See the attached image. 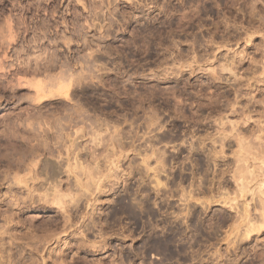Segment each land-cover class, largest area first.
I'll return each instance as SVG.
<instances>
[{
  "label": "rangeland",
  "instance_id": "374dc122",
  "mask_svg": "<svg viewBox=\"0 0 264 264\" xmlns=\"http://www.w3.org/2000/svg\"><path fill=\"white\" fill-rule=\"evenodd\" d=\"M0 37V264H264V229L245 239L236 212L259 207L239 195L235 166L236 137L264 149V0H0ZM60 74H72V100L34 101L32 85L48 92ZM64 115L72 135L83 126L70 164L101 163L102 181L115 173L60 206L12 161L26 121ZM55 149L33 160L65 167Z\"/></svg>",
  "mask_w": 264,
  "mask_h": 264
},
{
  "label": "bare ground",
  "instance_id": "6f19581e",
  "mask_svg": "<svg viewBox=\"0 0 264 264\" xmlns=\"http://www.w3.org/2000/svg\"><path fill=\"white\" fill-rule=\"evenodd\" d=\"M24 31V30H23ZM26 31V30H25ZM11 31H8L7 33H8V35H10L11 36ZM9 36V37H10ZM9 37L7 38V39H9ZM0 38H2V37H0ZM12 38V37H11ZM2 43V42H1ZM1 49H2V47H1ZM3 59V58H2ZM97 60V58H95L94 57V60ZM54 60V59H53ZM95 60V61H96ZM99 60V59H98ZM4 61V60H3ZM50 61V60H49ZM52 62V61H51ZM54 62V61H53ZM55 63V62H54ZM53 63V64H54ZM52 64V63H51ZM50 64V65H51ZM49 65V66H50ZM2 66V65H1ZM68 66V65H67ZM3 67V66H2ZM52 67V66H51ZM55 67V66H54ZM2 69V68H1ZM23 70V69H22ZM24 70H25V68H24ZM67 70V69H66ZM7 72V71H6ZM26 72V71H25ZM35 72V71H34ZM8 73V72H7ZM59 73V72H58ZM63 74V73H62ZM65 74H67L66 73V71H65ZM72 75V74H71ZM70 75V76H71ZM83 75V74H82ZM82 75H81V77H82ZM2 76V75H1ZM69 76V75H68ZM70 76L69 77H64V75H55V76H52V77H47L48 79H47V82H48V84L51 86V87H54L56 90H54V88H50V90L47 92L46 90H45V87H46V85H44L43 86V80H40L39 82L38 81H36L35 83L36 84H33V83H31V82H29L30 83V86L32 85V87H34V86H36V87H34V89H36V92H35V94H36V96L34 97V101L36 100L39 104H43L45 101H47V99H49L50 97H60L61 99L62 98H64V100H65V98L68 100V101H71L72 99H70V93H69V88H70V85H72L71 83L73 82V80H71L72 78H70ZM74 76V75H73ZM77 76V75H76ZM75 76V77H76ZM84 76V75H83ZM88 76V75H87ZM81 77L80 76H77L76 78H73V79H75L74 81H75V83L77 82V83H80V79H81ZM85 78V77H84ZM91 78V77H90ZM83 79V78H82ZM110 79V78H109ZM43 83H42V82ZM19 82V81H18ZM17 82V83H18ZM47 82L45 81V83L47 84ZM104 82V81H103ZM102 82V83H103ZM29 83H26V84H28V86H29ZM74 83V82H73ZM115 83H117V82H115ZM11 84V83H10ZM25 84V83H24ZM105 84V83H104ZM19 84H17V86H18ZM83 85V84H82ZM23 86V85H22ZM48 86V85H47ZM80 86V85H79ZM82 87V86H81ZM47 88V87H46ZM49 88V87H48ZM48 88H47V90H48ZM85 88V87H84ZM84 88H82V90L84 89ZM6 89V88H5ZM11 89V88H10ZM54 91H53V90ZM81 89V88H80ZM93 89V88H92ZM52 90V91H51ZM94 90V89H93ZM84 91V90H83ZM85 92H86V90H85ZM84 92V93H85ZM94 92V91H93ZM82 93V92H81ZM51 99V98H50ZM53 99V98H52ZM81 99H83V95H81ZM83 100H85V99H83ZM262 100V99H261ZM264 100V99H263ZM63 101V100H62ZM87 101V100H86ZM36 102V103H37ZM47 103H48V101H47ZM46 104V103H45ZM44 105V104H43ZM47 105V104H46ZM83 105V104H82ZM82 105H80L79 104V106H80V109H82V110H84V107L82 106ZM45 106V105H44ZM43 106V107H44ZM78 106V107H79ZM35 107V106H34ZM36 107H38L39 108V106L37 105ZM42 107V106H41ZM93 107V106H92ZM77 108V107H76ZM89 108V107H88ZM95 108V107H94ZM68 109V108H67ZM66 109V110H67ZM80 109H74L75 110V112H74V114H78L79 112H81V110ZM64 110H65V108H64ZM70 110H71V108H70ZM73 110V111H74ZM33 111V110H32ZM37 111H39V110H37ZM61 111H63V110H61ZM30 112V111H29ZM41 112V111H40ZM33 113V112H32ZM35 111H34V113L32 114V116L34 115V116H36L37 115V113H36V115H35ZM70 113V112H69ZM84 113H85V111H84ZM87 113V112H86ZM42 114H43V112H42ZM63 114V113H62ZM61 114V115H62ZM71 114V113H70ZM70 114H68V115H70ZM30 115V114H29ZM68 115H64V116H66L67 118H68ZM73 115V114H72ZM82 115H83V113H82ZM81 115V116H82ZM39 116H41L40 114H39ZM75 116V115H74ZM73 116V117H74ZM79 116V115H78ZM78 116H76V117H78ZM85 116V115H84ZM88 116V115H87ZM30 117V116H29ZM28 117V118H29ZM36 117H38V115L36 116ZM59 117V116H58ZM63 117V116H62ZM38 118H40V117H38ZM55 118V117H54ZM57 118V117H56ZM55 118V119H56ZM75 118V117H74ZM88 118H90V116L88 117ZM51 120V122H53V123H51V125L48 123V125L47 126H45L47 123H43V121H42V123L41 122H39V123H37V121H38V119L35 121L36 123H34V124H36V125H34L32 122L34 121V119H33V121H32V118L30 119L31 121V124H28V122L26 121L25 122V124L23 125V130L24 129H26L25 130V132H28L29 133V135L26 137V138H24V136L22 137H20L19 138V142H15L14 143V145H13V149H17V148H19L20 150L22 149L23 151H20V153L21 154H19V156H18V158H16V156L14 157V158H16V159H14L12 162L14 163V165L16 166L15 168L19 171H29L28 173H32V176H30V181H32L31 182V184L34 182V190L36 189V190H39V189H41V190H44V193H43V195L41 194V196H42V198L40 197V201H41V199H43L44 197H52L51 199H53V201L54 202H56L55 204L57 205V204H60V206H62L61 205V203H63V198L65 199L66 197L68 198V199H70L71 200V202H72V200L76 197H72L71 195H70V191H72V189L73 188H75L76 187V189H77V191H80L81 193H83V192H87V191H91L92 193H93V189L95 190L96 189V191H101L102 189L101 188H103V187H101V181H102V179L100 178V177H93V172L95 171V173H96V171L100 168L101 169V167H99V166H101L99 163H97V164H95V166H94V168H93V171L92 172H90V170H88L87 169V167H86V165L84 166V164L81 162V157H80V159L81 160H79L78 159V157H77V155L76 156H73V157H75L74 159H75V161H74V164L73 163H71L70 164V162L69 161H72L70 158H71V156L72 155H74L75 154V152H74V150L76 149V151H78V149H77V147H78V145H77V143H76V139L78 138L76 135L77 134H80L81 133V128L83 127H81V128H78V129H80V131H78V129H76V131H74V135H72L73 133L71 132L72 131V129H71V131H70V127L72 126V123L74 122L73 121V118H72V116H69V118H68V120H67V124L65 125V124H62V122H61V120H59L58 118L56 119V120ZM64 119V118H63ZM79 119V118H78ZM83 119H84V117H83ZM94 119V118H93ZM92 119V120H93ZM95 119H96V117H95ZM94 119V120H95ZM43 120V119H42ZM81 120H82V118H81ZM65 121V120H64ZM79 121H80V119H79ZM88 121V120H87ZM98 121V120H97ZM99 121H101L102 122V125H103V122L104 121H106V120H102V119H100ZM98 121V122H99ZM44 122H46V121H44ZM66 122V121H65ZM81 122H83V120L81 121ZM24 123V122H23ZM64 123V122H63ZM75 123V122H74ZM78 123V122H77ZM90 123V122H89ZM94 123V122H93ZM80 124V123H79ZM84 124V123H83ZM86 124V123H85ZM220 124H222V123H220ZM50 125V126H49ZM75 125H76V123H75ZM101 125V124H100ZM101 125V126H102ZM106 125H108V124H106ZM120 125V124H119ZM148 125V124H147ZM151 125V124H150ZM236 125V124H235ZM78 126V125H77ZM77 126L75 127V128H77ZM89 126V125H88ZM93 126H94V124H93ZM97 126V125H96ZM95 126V127H96ZM104 126V125H103ZM103 126H102V129H103ZM110 126V125H109ZM221 126V125H220ZM233 126V125H232ZM256 126H258V125H256ZM15 127V126H14ZM13 127V128H14ZM100 127V126H99ZM106 127V126H105ZM104 127V128H105ZM116 127V126H115ZM223 127V126H222ZM12 128V127H11ZM17 128H18V126H17ZM74 128V129H75ZM89 128H91V126L89 127ZM101 128V127H100ZM99 128V129H100ZM261 128H263V127H261V126H259V130H258V132H262V131H264V129H261ZM73 129V130H74ZM93 129V128H92ZM106 129V128H105ZM115 129H117V128H115ZM22 130V131H23ZM84 130H86V129H84ZM89 130V129H88ZM120 130V129H119ZM221 130V129H220ZM233 130V129H232ZM13 131H14V129H13ZM19 131V130H18ZM87 131V130H86ZM103 131V130H102ZM118 131V130H117ZM238 131V130H237ZM24 132V133H25ZM79 132V133H78ZM90 132V131H89ZM95 132H97V130L95 131ZM114 132V131H113ZM116 132V131H115ZM114 132V133H115ZM127 132V131H126ZM12 133H14V132H12ZM88 133V132H87ZM91 133V132H90ZM102 133H104V132H102ZM122 133V132H121ZM120 133V134H121ZM23 134V133H22ZM99 134V133H98ZM223 134V133H222ZM257 134V133H256ZM255 134V135H256ZM12 135H14V134H12ZM81 135V134H80ZM83 135V134H82ZM85 135V134H84ZM87 135V134H86ZM86 135H85V137H86ZM92 135V134H91ZM102 135V134H101ZM115 135V134H114ZM118 135V134H117ZM123 135V134H122ZM254 135V136H255ZM52 136V137H51ZM76 137V139H73L72 137ZM79 136V135H78ZM98 135L96 134V137H97ZM126 136V135H125ZM221 136V135H220ZM83 138H84V136H82ZM116 137V135L114 136V138ZM163 137H166V136H164L163 135ZM225 137H227V136H225ZM224 137V138H225ZM82 138V139H83ZM91 138H93L92 136H91ZM99 138V137H98ZM102 138H103V136H102ZM101 138V139H102ZM113 138V137H112ZM121 138V137H120ZM119 138V139H120ZM126 138V137H125ZM223 135L221 136V138H220V140L222 141L223 139ZM237 138V142H238V146L240 147V152H237V154H238V156H235L236 157V159H237V165H235L236 166V176L238 177V181H237V187H239V195H244L245 196V194L246 193H249L252 197H256L257 198V203H255V205L253 206V210L255 209V206H256V204L258 205V207H259V210H258V212H255V211H253V213L255 212V213H257L256 215V217H254L255 215H253V214H251L253 217H251V215H250V212L252 211H250L249 210V208L251 209L252 207H250L251 205H250V203H247L246 205L244 204V205H242L243 206V208L241 209L242 211L240 212L239 211V209L237 210V206H235L234 208L237 210L236 212L237 213H239L238 215H240L238 218L240 219V224H244V228L246 227V229H245V233H244V235H245V239H246V237H248V235L249 234H252V233H256V232H258L259 233V231H261V230H263L264 229V156L262 155H259L260 153H264L263 152V148H261V149H263V150H261V149H259L258 150V152L259 153H256V150H255V152L253 151H251L252 150V148L250 149V145H249V143H247L246 142V140L245 139H243V138H241L240 137V139H238V137H236ZM256 138H258V137H256ZM260 138V137H259ZM54 139V142L52 143V140ZM79 139H80V137H79ZM122 139V138H121ZM168 139V138H167ZM36 141V143H32L31 144V141ZM95 140H96V138H95ZM105 140V139H104ZM103 140V141H104ZM164 140V139H163ZM15 141V140H14ZM78 141V140H77ZM93 141H94V139H93ZM93 141H92V143H93ZM96 141H98V140H96ZM99 141H100V139H99ZM102 141V140H101ZM100 141V142H101ZM113 141V140H112ZM120 141V140H119ZM160 141H162V140H160ZM165 141V140H164ZM9 142V141H8ZM121 142H123V141H121ZM94 143H96L95 141H94ZM112 143H114V142H112ZM117 143V142H116ZM97 144V143H96ZM101 144V143H100ZM123 144V143H122ZM99 145V144H98ZM8 146V145H7ZM54 146H56V147H54ZM103 146V145H102ZM105 146V145H104ZM259 146H261L260 144H259ZM258 146V147H259ZM80 147V146H79ZM78 147V148H79ZM99 147V146H98ZM107 147V146H106ZM116 147V146H115ZM119 147V146H118ZM122 147V146H121ZM263 147V146H262ZM55 148H58V150H62V151H64L63 150V148H65V152H66V157H65V160H63L64 159V157H61V158H63L62 159V163H63V161H65V163H66V165H65V167H63L64 166V164H61V162H57V164H55V163H52V162H49V161H47V160H42V161H40L39 160V162H38V160L37 161H34L33 160V158H37L39 155H37V153L38 152H40V151H42V152H45L44 154H49V156H52V153H53V151H55L56 149ZM54 149V150H53ZM83 149V148H82ZM112 149V148H111ZM122 149V148H121ZM85 150V149H84ZM105 150V149H104ZM109 150V149H108ZM123 150V149H122ZM238 150V151H239ZM261 150V151H260ZM83 151V150H82ZM16 152V151H15ZM57 152V151H56ZM65 152H63V153H65ZM80 152V151H79ZM113 152V151H112ZM111 152V153H112ZM121 152V151H120ZM19 153V152H18ZM78 153V152H77ZM83 154V152H80V154ZM86 153H89V152H86ZM96 153V152H95ZM109 153H110V151H109ZM154 153V152H153ZM16 154H17V152H16ZM15 154V155H16ZM39 154V153H38ZM40 154H41V152H40ZM54 154V153H53ZM56 154H58V153H56ZM61 153H59L58 155H60ZM82 154H81V156H82ZM85 154V153H84ZM94 154V153H93ZM236 154V155H237ZM12 155H14V154H12ZM43 155V154H42ZM63 155V154H62ZM79 155V154H78ZM89 155V154H88ZM95 155V154H94ZM96 155H98V154H96ZM116 155V154H115ZM48 156V155H47ZM54 156V155H53ZM93 156V155H92ZM107 156V155H106ZM109 156V155H108ZM112 156V155H111ZM55 157H57V155L55 156ZM99 157H101V156H99ZM113 157V156H112ZM120 158V157H119ZM146 158H147V155H146ZM145 158V159H146ZM2 159V158H1ZM70 159V160H69ZM88 159V158H87ZM96 159V158H95ZM107 159V158H106ZM143 160L142 162L145 164L146 163V160ZM160 159H161V157H160ZM58 160H60V158H59V156H58ZM84 160H85V158H84ZM147 160H148V158H147ZM34 161V162H33ZM61 161V160H60ZM94 161V160H93ZM100 161V160H99ZM103 161V160H102ZM256 161H259V163H258V167H257V169L255 168V166H251L252 164V162H256ZM10 162V161H9ZM12 162H10V163H12ZM28 162V163H27ZM73 162V161H72ZM83 162H85V161H83ZM88 162V161H87ZM109 162H110V160H109ZM112 162V161H111ZM114 162H115V159H114ZM159 162V161H158ZM207 162V161H206ZM86 163V162H85ZM165 163V162H164ZM163 163V164H164ZM73 164V165H72ZM99 164V165H98ZM107 164H108V160H107ZM236 164V163H235ZM88 165V164H87ZM104 165V164H103ZM102 165V166H103ZM110 165V164H109ZM109 165L107 166V168H104V169H106V171L108 170V172L110 171L109 169H108V167H109ZM111 165H113V162H112V164ZM146 165V164H145ZM159 165L160 166H163L162 165V163L161 162H159ZM105 166H106V163H105ZM104 166V167H105ZM114 167V166H113ZM116 167V166H115ZM91 169V168H90ZM102 170V169H101ZM115 170V169H114ZM23 171V172H24ZM100 171V170H99ZM113 171V170H112ZM112 171L110 172V173H107L106 174V176H105V180L104 181H102V183L103 182H105V181H112V178L114 177V171H113V174H112ZM154 171L156 172V177H158V173L157 172H159L158 170H157V168H155L154 169ZM102 172H104V171H102ZM94 173V174H95ZM100 173V172H99ZM105 173V172H104ZM63 174H65L66 176H67V180H69L70 178H72L73 179V183H74V186H71V182H66L65 183V181H64V183H63V179L61 180L60 178H61V175H63ZM30 175V174H29ZM64 175V176H65ZM15 176H16V174H15ZM28 176V175H27ZM41 176H43L44 177V181L45 182H43V183H41V181L38 179V177L40 178ZM96 176H98L97 175V173H96ZM99 176H101L100 174H99ZM116 176V175H115ZM102 177H103V173H102ZM26 178V177H25ZM143 178V177H142ZM235 178V177H234ZM258 178H260V179H262L261 180V182H257L258 183V185H256L257 187L256 188H254V189H252L251 190V188H249V185L250 184H252V182L253 181H258ZM24 179V178H23ZM83 179L85 180V181H83ZM114 179V178H113ZM236 179V178H235ZM14 180V179H13ZM15 180H16V178H15ZM43 180V179H42ZM66 180V181H67ZM18 181V180H17ZM16 181V182H17ZM15 182V183H16ZM29 182V181H28ZM236 182V181H235ZM25 183V182H24ZM112 183H113V181H112ZM254 183V182H253ZM16 184H18V183H16ZM44 184H48V187H44L43 188V186H44ZM107 184V183H106ZM105 184V185H106ZM256 184V183H255ZM21 185V184H20ZM102 185H104V184H102ZM160 185V183L158 182V180L156 179V185L155 186H159ZM73 187V188H72ZM101 187V188H100ZM25 188V187H24ZM32 189V188H31ZM65 190V192H63ZM104 190V189H103ZM42 192V191H41ZM90 193V192H89ZM101 193V192H100ZM72 194V193H71ZM78 194V193H77ZM98 195H99V193H97ZM97 194H96V196H97ZM40 195V194H39ZM80 195V194H79ZM102 195V193L100 194V196ZM87 196V195H86ZM83 197H85V196H83ZM236 197V196H235ZM234 197V198H235ZM94 198H96V197H94ZM47 199V198H46ZM76 199H78V198H76ZM96 199H98V198H96ZM120 199V198H119ZM79 200V199H78ZM118 200V199H117ZM117 200H116V202H117ZM231 200V199H230ZM237 200H238V198H237ZM251 200H252V198H251ZM250 200V201H251ZM255 200V199H254ZM74 201V200H73ZM77 201V200H76ZM75 201V202H76ZM99 201V200H98ZM47 202V201H46ZM53 202V203H54ZM97 202V201H96ZM115 202V203H116ZM253 202V201H252ZM31 203V202H30ZM132 203V202H131ZM228 203V202H227ZM227 203H225V204H227ZM235 203V202H234ZM66 204V203H65ZM124 204H125V202L124 201H119L118 203H117V205H118V207H123L124 206ZM130 204V203H129ZM229 204H230V202H229ZM232 204V203H231ZM77 205H78V203H77ZM87 205V204H86ZM127 205H128V203H127ZM30 206V205H29ZM129 207H131L130 205H128ZM233 206V205H232ZM232 206H229V208L231 209V208H233ZM76 207V209H77V207L78 206H75ZM122 207H121V210H123L122 209ZM127 207V206H126ZM129 207H127L128 208V210L130 209ZM132 207H135V206H132ZM127 208H124L125 210L127 209ZM119 209V208H118ZM118 209H116L117 211H118ZM132 209V208H131ZM136 208H134V210H135ZM120 210V209H119ZM120 210V211H121ZM136 211V210H135ZM128 212H131V210L130 211H128ZM133 212V211H132ZM252 213V212H251ZM254 213V214H255ZM114 214H115V212H114ZM113 214V215H114ZM133 214V213H132ZM139 214V213H138ZM130 216H131V214H129ZM136 215V214H135ZM118 216V215H117ZM120 216H121V214H120ZM115 217H116V215H115ZM66 218H67V216H66ZM68 218H70V216L68 217ZM114 218V217H113ZM119 218V217H118ZM133 218V217H132ZM137 218V217H136ZM131 219V218H130ZM70 220V219H69ZM114 220V219H113ZM117 220V219H116ZM138 220H139V217H138ZM236 220H237V218H236ZM134 221H136L135 220V216H134ZM69 222V221H68ZM237 222H239V220L237 221ZM64 223H66L67 224V222H64ZM240 224H236L237 226H235L234 224V226H235V228L237 229L239 226L238 225H240ZM66 226V225H65ZM241 226H243V225H241ZM64 227V226H63ZM68 228V227H67ZM235 229V230H236ZM151 232V231H150ZM159 245H160V243H159ZM162 245V244H161ZM168 246V245H167ZM160 247V246H159ZM165 247V246H164ZM160 248H162V247H160ZM160 248H157V249H160ZM166 248V247H165ZM163 251V250H162ZM166 252V251H165ZM170 256V255H169ZM263 262V261H262Z\"/></svg>",
  "mask_w": 264,
  "mask_h": 264
}]
</instances>
